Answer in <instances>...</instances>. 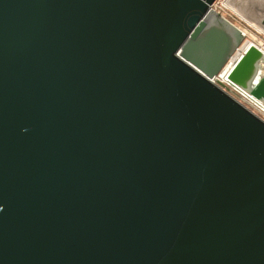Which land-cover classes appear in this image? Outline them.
Wrapping results in <instances>:
<instances>
[{
    "label": "water",
    "instance_id": "water-1",
    "mask_svg": "<svg viewBox=\"0 0 264 264\" xmlns=\"http://www.w3.org/2000/svg\"><path fill=\"white\" fill-rule=\"evenodd\" d=\"M218 1L0 0V264H264V119L211 82L252 38L264 102V39Z\"/></svg>",
    "mask_w": 264,
    "mask_h": 264
},
{
    "label": "crops",
    "instance_id": "crops-1",
    "mask_svg": "<svg viewBox=\"0 0 264 264\" xmlns=\"http://www.w3.org/2000/svg\"><path fill=\"white\" fill-rule=\"evenodd\" d=\"M218 7L216 11L236 28L262 40L258 34L264 37V0H227L220 4L219 10ZM251 39L248 38L249 41Z\"/></svg>",
    "mask_w": 264,
    "mask_h": 264
},
{
    "label": "built area",
    "instance_id": "built-area-1",
    "mask_svg": "<svg viewBox=\"0 0 264 264\" xmlns=\"http://www.w3.org/2000/svg\"><path fill=\"white\" fill-rule=\"evenodd\" d=\"M219 3H220V0L216 4L215 9L217 8V5ZM231 64H232V61L223 70L221 75L213 78L211 82L216 83L217 81H219L220 83L224 84L226 87H228L231 90L232 96H234L239 102L247 106L249 109H251L253 112H255L256 114H258L264 119V102L254 99L248 92L244 91L242 88L238 87L237 85H235L234 83L228 80V75L233 68L232 67L230 69Z\"/></svg>",
    "mask_w": 264,
    "mask_h": 264
},
{
    "label": "bare ground",
    "instance_id": "bare-ground-1",
    "mask_svg": "<svg viewBox=\"0 0 264 264\" xmlns=\"http://www.w3.org/2000/svg\"><path fill=\"white\" fill-rule=\"evenodd\" d=\"M264 31V30H263ZM254 43V41L252 40V42L248 41L247 43H245V45L243 46V48L239 51V53L236 55V57H234L232 64L230 65V69L235 65V63L241 58V56L244 54V52L249 48V46H251Z\"/></svg>",
    "mask_w": 264,
    "mask_h": 264
},
{
    "label": "rangeland",
    "instance_id": "rangeland-1",
    "mask_svg": "<svg viewBox=\"0 0 264 264\" xmlns=\"http://www.w3.org/2000/svg\"><path fill=\"white\" fill-rule=\"evenodd\" d=\"M225 1H227V0H220V3L217 5V7L219 6L220 7V4L221 3H223V2H225ZM219 7H218V10H219ZM231 19V18H230ZM260 37H262V39H264L263 38V35L260 33V34H258Z\"/></svg>",
    "mask_w": 264,
    "mask_h": 264
}]
</instances>
